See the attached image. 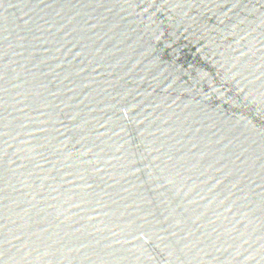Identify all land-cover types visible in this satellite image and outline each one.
<instances>
[{"label": "water", "instance_id": "obj_1", "mask_svg": "<svg viewBox=\"0 0 264 264\" xmlns=\"http://www.w3.org/2000/svg\"><path fill=\"white\" fill-rule=\"evenodd\" d=\"M0 264H264V0H0Z\"/></svg>", "mask_w": 264, "mask_h": 264}]
</instances>
